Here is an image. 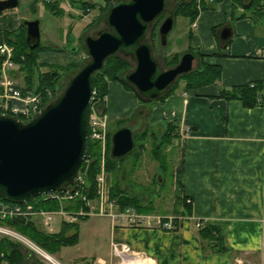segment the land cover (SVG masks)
I'll list each match as a JSON object with an SVG mask.
<instances>
[{
    "label": "crops",
    "instance_id": "obj_1",
    "mask_svg": "<svg viewBox=\"0 0 264 264\" xmlns=\"http://www.w3.org/2000/svg\"><path fill=\"white\" fill-rule=\"evenodd\" d=\"M243 7L241 4L236 7L238 13ZM233 10L232 0H222L215 7L201 10L187 30L189 46L203 54L205 62L221 67V76L214 83L190 90L181 85L165 99L141 104L137 94L121 82H109L106 113L110 123L124 118L134 122L138 110L146 108L149 113L145 124L159 127L160 135L168 123L178 129V136L167 149L171 177L163 182L158 175L160 188L156 198L151 199L155 203L151 213L178 220L177 228L119 225L109 214L99 213L96 202L88 207L92 213L79 215L74 222H67L61 216H57L50 227L42 225L40 220L32 221L42 231L54 235L66 230L65 223L77 226V230L70 227L64 232L67 237L76 232L74 242L60 243L49 252L57 255L60 263L261 261L264 252V104L246 106L239 98L227 99L219 93L222 89L264 81V19L236 18L238 14ZM22 22L15 8L1 12L0 41H5L6 31L18 29ZM224 26L232 29L228 40H223L219 34ZM135 107L136 113L133 112ZM164 196L168 198L167 204L163 202ZM188 199L190 214L185 213ZM107 208L117 211L120 207ZM198 220L222 229L226 251L204 252L201 228L196 225ZM114 243L126 244L131 251L117 255ZM19 251L20 264H49L22 243H19Z\"/></svg>",
    "mask_w": 264,
    "mask_h": 264
},
{
    "label": "water",
    "instance_id": "obj_2",
    "mask_svg": "<svg viewBox=\"0 0 264 264\" xmlns=\"http://www.w3.org/2000/svg\"><path fill=\"white\" fill-rule=\"evenodd\" d=\"M169 0H115L105 15L106 26L96 36L84 38L88 61L67 86L28 122L0 114V195L24 202L63 186L75 185L76 174L89 146L88 118L93 95V76L106 60L123 53L134 59L125 79L148 100H157L178 77L195 68L196 54L185 51L177 64L164 68L148 35ZM20 0H0V13L18 7ZM31 49L41 43L40 20L24 21ZM174 13L159 24L160 43H168L174 29ZM223 40L232 35L230 26L219 31ZM149 110L139 109L134 122L117 128L111 136L110 154L119 159L136 150L134 135L145 125Z\"/></svg>",
    "mask_w": 264,
    "mask_h": 264
},
{
    "label": "trees",
    "instance_id": "obj_3",
    "mask_svg": "<svg viewBox=\"0 0 264 264\" xmlns=\"http://www.w3.org/2000/svg\"><path fill=\"white\" fill-rule=\"evenodd\" d=\"M45 7L49 9L52 13H60V1H45ZM222 0H214L210 2L208 0H176L175 8L173 9L174 18L178 16H185L190 19V23H194L201 10L209 7H215L217 3ZM73 6H79L87 11V8H94L96 4L89 0H71ZM233 12L238 14L236 18H243L246 16H251L252 18L264 19V0H232ZM241 4L243 11L239 12L236 10ZM110 3L108 2L101 9L106 14ZM164 19V13L158 17L156 22L153 24L152 29L149 33L151 36V45L154 50L157 47V37L158 28L157 25ZM97 20V19H96ZM95 22V21H94ZM93 24V22H91ZM90 25V24H89ZM156 28V29H155ZM148 36V37H149ZM27 37V26L22 22L20 27L14 31H6L4 34L5 41L10 45L14 46V60L20 65L19 73L22 74L23 83L20 85L24 93L39 92L43 93L46 89L52 90L54 93L58 90V82L62 75L61 70H75L76 72L81 68L83 60L74 59L67 64H62L59 61L50 63L48 58H42L43 54H50L48 50H52V47H48L40 43V45L34 49H31L26 40ZM54 51H62L61 48L55 49ZM81 49L75 51L79 54ZM196 54L198 59V64L195 68L188 72L180 75L173 86L163 95H161L157 100L165 99L174 93L181 85L183 89L190 90L199 88L201 86L212 84L217 81L222 73L221 67L218 65H212L204 61V55L199 51L193 50L189 47V50ZM181 53H176L173 57L165 56L164 62L168 67H172L177 64L180 60ZM2 57L0 56V59ZM128 57H120L118 54L110 56L102 70L96 72L93 76V88L97 95L104 97L109 92V82L119 81L129 90L134 91L141 104L147 103L149 101L142 97L125 79L126 71L131 67V62L127 60ZM159 61V60H158ZM161 64V63H160ZM49 66L52 69L48 71H41V67ZM74 71V72H75ZM75 72V73H76ZM74 73V74H75ZM37 74V75H36ZM73 74V75H74ZM37 77V79L35 78ZM255 86L251 87L250 83L245 85H238L230 90L222 89L219 96L225 97L227 99L239 98L246 106H255L256 104H264V81H255ZM130 122V118H124L117 120V127L111 130L110 137L112 133L120 126ZM179 132L175 124L168 123L166 125L165 131L159 135L154 131H149L148 129H143L135 133L134 138L136 141V150L130 154L135 157H140L143 154V150L146 149V141L151 140L150 153L152 157L157 161L159 166V174L166 182L167 179L171 177V166L169 163V152H167L168 147L172 144L174 138L178 136ZM109 151L105 161V169L113 173L119 169L120 163L123 162L124 158L114 159L111 157L110 148L111 140L109 142ZM129 156V155H128ZM127 157V156H126ZM86 158H89V164L87 168L86 175V186L85 191L90 199H95L97 197V177L101 171V152L98 146V142L89 139V146ZM86 164L83 163L82 167ZM81 167V168H82ZM158 181V178H156ZM110 198L115 200L121 209L126 207H134L139 212L151 213L153 208V200L144 201L139 195H133L126 191L120 184L119 181H115L110 188ZM0 199H4L0 195ZM31 199L30 201H33ZM186 204V214H190V205L188 200H185ZM83 204L79 201L66 203L65 208L68 210L79 209ZM37 208L44 209H55L59 207V203L56 201H44L41 200L35 203ZM177 228L178 220H174ZM2 223L11 226L12 228L19 230L37 245L47 250L48 252H53L55 248L59 246L60 243H72L76 240L77 233L71 235L70 237L65 236L64 232L67 229L74 228L77 230V226L73 223H65L64 228L61 233L49 234L47 232L39 229L34 223L27 222L20 219H7L2 221ZM200 235L202 238V249L204 252L214 251V252H224L226 251V245L224 241V234L220 227L212 224L205 223L200 229ZM22 262V254L19 251V242L13 240L7 236L0 237V264H20Z\"/></svg>",
    "mask_w": 264,
    "mask_h": 264
},
{
    "label": "built area",
    "instance_id": "obj_4",
    "mask_svg": "<svg viewBox=\"0 0 264 264\" xmlns=\"http://www.w3.org/2000/svg\"><path fill=\"white\" fill-rule=\"evenodd\" d=\"M104 4L97 3L95 9H100L102 5L114 0H101ZM213 1V0H209ZM88 13L91 8L87 9ZM0 114L16 118L26 122L37 116L42 109L50 101L53 92L46 89L43 93L30 92L24 93L18 82V77L15 76L19 69V64L14 60V46L5 41L0 42ZM255 82H251L250 86L254 87ZM94 99V92L92 100ZM107 113L99 105L91 102L89 118H88V136L89 139L98 142L100 152L102 154L101 172L97 177V197L90 199L85 191L86 177L83 176L81 169L78 171L75 185L63 186L56 190L46 192L45 194L33 197V201L11 202L5 199H0V221L7 219H20L27 222L40 220L44 226L50 227L57 216H61L67 222H74L79 215H87L92 213L88 207L93 202L98 204V212L101 214H109L114 222L119 225L145 227V228H163L166 230H174L176 224L172 217H165L154 213L139 212L134 207L119 208L117 211L108 210L107 206H117L118 203L110 198V173L105 169V154L108 150L110 142V123ZM89 164V158H85ZM56 201L59 203L57 209L37 208L35 203L39 201ZM79 201L83 205L78 210H68L65 204L69 202ZM190 201V199L188 200ZM196 225L203 227L202 220H198ZM0 234L9 238L20 240L31 244L38 255H40L49 264H62L49 254L34 241L21 234L19 231L0 224ZM114 253L121 255L130 252L128 245L122 243L113 244ZM102 264V263H94ZM238 264H264V252L259 263H244L238 261Z\"/></svg>",
    "mask_w": 264,
    "mask_h": 264
},
{
    "label": "rangeland",
    "instance_id": "obj_5",
    "mask_svg": "<svg viewBox=\"0 0 264 264\" xmlns=\"http://www.w3.org/2000/svg\"><path fill=\"white\" fill-rule=\"evenodd\" d=\"M51 1H55V0H49V2ZM59 1H60V7L62 8L60 13H52L49 9L45 7V2L42 0L41 1L20 0V3L18 7L15 8V10H18L20 12L23 22L27 20H35V19L40 20L41 43L45 46L48 47L50 46L53 49V51L48 50L52 55L46 53L43 54L44 56L42 58L49 57L48 60L50 63L59 61L62 64H67L74 59H78V60H83L82 63L83 65L89 59V56L85 48L84 38L89 34L96 36L98 31L106 26L105 24L106 14H104L101 7L99 10L91 9L92 11L86 13L82 7L73 6L71 0H59ZM89 1L91 2L93 1L95 4L96 3L104 4L103 1L101 0H89ZM175 5H176V0L168 1L164 12V17L167 16L169 13L173 12ZM11 10L13 9L5 10V11L9 12ZM91 22H93V24H91ZM189 24H191L189 18L185 16H178L175 19L174 29L168 35L167 45L163 46L160 43L159 36L157 37L156 39L157 47L155 49V55L164 68H169L168 66L165 65L164 62L165 61L164 58L166 55L169 57H173L176 53H181L182 55L185 51L189 50L190 43L188 44L189 36H187V30L189 28ZM147 39L149 42H152L151 36H149ZM58 48H61L62 51H54L55 49ZM78 49H81L79 54L75 53V51ZM118 55L123 58L128 57L127 60L131 62V67L126 72L132 70L135 65L134 59H132L130 56H125L121 52L118 53ZM197 64H198V60L196 59L195 66H197ZM49 69L52 68L49 66L41 67V71H48ZM61 71H62V75L58 82V90L55 93L51 90L53 94L51 96L50 101H53L57 97V95L65 89L69 80L76 72L75 70H61ZM35 78L37 79V77ZM18 82L20 84L23 83L22 74L20 73H18ZM107 95H105L104 97H100L99 95H97L96 91H94V99L92 100V103L94 102L96 105H99L102 109H104L105 112H106ZM141 107H143V105ZM136 111L137 108L135 107L133 109V112L136 113ZM116 127H117L116 121L110 123V131L114 130ZM145 128L148 129L149 131H154L159 135L161 133L159 127H151L150 125H148V123H146L145 126L143 127V129ZM109 144L110 143H108V150L105 154V161L109 151ZM146 144L147 147L145 150H143L142 156H140L139 158L135 157L134 155H129L125 157L123 162L120 163L119 169L113 173H110V188H112V185L115 183V181H119L121 186L126 191H128L133 195H139L144 201H149L150 199L156 198V192L160 188L158 181L156 180L159 174V166L157 161L152 157L150 153L151 140L146 141ZM101 164H102V154H101ZM87 168H88V163H86L84 167L81 168L82 172L86 171V173H83V176L85 177L87 175ZM164 197H165L164 198L165 201L163 202L166 203L168 198H166V196ZM153 205L155 206V203ZM0 224L7 226V224L2 223V221H0ZM9 227L12 228L11 226ZM20 233L23 234L22 232ZM2 236L3 235L0 234V237ZM16 241L29 247L31 250H33L36 253V255H38V253L33 248H31L32 247L31 244L25 241L24 242L20 240H16ZM52 255H54L56 259H59L57 255L55 254ZM40 258L42 257L40 256Z\"/></svg>",
    "mask_w": 264,
    "mask_h": 264
},
{
    "label": "flooded vegetation",
    "instance_id": "obj_6",
    "mask_svg": "<svg viewBox=\"0 0 264 264\" xmlns=\"http://www.w3.org/2000/svg\"><path fill=\"white\" fill-rule=\"evenodd\" d=\"M158 27H159V25H158ZM158 27H157V28H158ZM158 34H159V33H158ZM159 38H160V36H159Z\"/></svg>",
    "mask_w": 264,
    "mask_h": 264
},
{
    "label": "bare ground",
    "instance_id": "obj_7",
    "mask_svg": "<svg viewBox=\"0 0 264 264\" xmlns=\"http://www.w3.org/2000/svg\"><path fill=\"white\" fill-rule=\"evenodd\" d=\"M131 264V263H130Z\"/></svg>",
    "mask_w": 264,
    "mask_h": 264
}]
</instances>
